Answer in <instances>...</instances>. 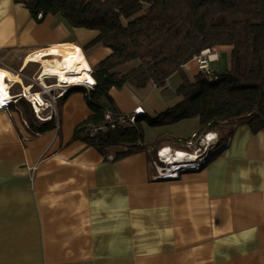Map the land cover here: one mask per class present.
Masks as SVG:
<instances>
[{
	"label": "crops",
	"instance_id": "1",
	"mask_svg": "<svg viewBox=\"0 0 264 264\" xmlns=\"http://www.w3.org/2000/svg\"><path fill=\"white\" fill-rule=\"evenodd\" d=\"M97 35L0 0V67L22 78L11 94L38 83L43 62L28 57L59 44L80 46L93 68L111 53L84 50ZM232 49L215 47L216 73L230 69L231 57L229 67L221 60ZM193 65H184L192 78ZM181 83L175 73L164 90L150 82L110 94L123 114L141 106L157 116L182 100ZM82 86L56 99V126L43 133L30 130L19 102L0 110V264H264V130L239 126L201 170L158 180L145 151L114 160L124 147L103 154L73 139L92 113Z\"/></svg>",
	"mask_w": 264,
	"mask_h": 264
},
{
	"label": "trees",
	"instance_id": "2",
	"mask_svg": "<svg viewBox=\"0 0 264 264\" xmlns=\"http://www.w3.org/2000/svg\"><path fill=\"white\" fill-rule=\"evenodd\" d=\"M17 1L36 18L39 13L60 15L74 28L96 30L98 35L84 50L96 45L111 49L92 68L94 87L79 88L92 113L75 127L74 140L103 154L113 147H124L115 153L114 160L145 151L153 163L159 147L181 148L183 144L172 137L145 144L144 121L149 126H164L198 117L200 129L195 136L216 130L222 134L220 144L242 125L254 133L264 130V0ZM216 46L233 48L230 69L217 73V79L200 71L192 78L184 65ZM134 60L139 61L137 66L126 73L118 71ZM175 73L182 79L178 104L157 116L140 115L135 124L119 122L120 116L127 114L120 111L111 89L128 85L140 89L153 82L164 90ZM74 91L69 89L60 101ZM19 104L32 132L55 128L54 118L39 121L27 100L21 99ZM107 113L111 119H106ZM93 129L97 131L93 133Z\"/></svg>",
	"mask_w": 264,
	"mask_h": 264
},
{
	"label": "built area",
	"instance_id": "3",
	"mask_svg": "<svg viewBox=\"0 0 264 264\" xmlns=\"http://www.w3.org/2000/svg\"><path fill=\"white\" fill-rule=\"evenodd\" d=\"M38 19H42L43 18V14L39 13L37 16ZM215 54V47L213 48H209L206 49L204 51L201 52V54L195 56V60L197 61V65L199 68V71L202 72L203 74H206L208 76H211V78L217 79V73L213 70L211 63L216 59H213L212 57ZM93 72V71H92ZM91 72V74H92ZM51 86V85H49ZM73 85L70 84H63L62 87H59L61 89V92L57 95V97L54 98V96L52 97L53 101L50 99H46L45 96L48 94L52 93V89L53 87H42V89L40 91H38L39 94H41L44 102L43 104H41L35 97V95L31 96L30 98L25 97V89L23 88V90H21V92L16 93V94H11V98H9L8 100L4 101V96L0 97V110H7L10 107V103L14 104V103H18L19 100L21 99H25L27 100L34 111L35 116L40 120V121H47L49 118H52L53 116H58V109L56 106V99L62 97L68 90L70 87H72ZM82 87H84L87 90H91L94 85H83ZM11 88L8 89V93H11ZM34 91V90H33ZM10 92V93H9ZM9 101H12L9 103ZM36 101L40 104V108H38L36 106ZM9 103V105H8ZM51 108V113L48 116H43V111L50 109ZM145 114V109L143 107H137L132 113L127 114L126 116L122 115L120 116V120L119 122L122 124H128V123H132L135 124L137 121V117L140 115ZM106 119H111V115L110 113L106 114ZM116 125L112 124V128H115ZM93 133H95L97 131V129H93L92 130ZM193 136H195V134H193ZM206 140H212L214 138L213 133L208 132L205 135ZM227 146L226 144H218L216 146V148H214L212 151L204 154L203 156H199L196 155L197 158H193L195 157V154H192L190 152L187 151H183L180 152L178 150H175L173 148H171L170 146H166V147H162L161 149H159L158 151V159L160 161V164L157 163L156 161H154L155 164V169L157 170V172L154 174V178L158 179V180H169V179H177L179 178L183 173L188 172V171H199L201 170L206 164H208V162L218 153H220L222 150H224ZM178 153H183L185 154L184 156H182L181 158H184L185 160H187L185 165L188 166H184L181 168H174L173 166L168 167V164L166 162H164V157L167 154H178Z\"/></svg>",
	"mask_w": 264,
	"mask_h": 264
},
{
	"label": "bare ground",
	"instance_id": "4",
	"mask_svg": "<svg viewBox=\"0 0 264 264\" xmlns=\"http://www.w3.org/2000/svg\"><path fill=\"white\" fill-rule=\"evenodd\" d=\"M50 54V58L46 57L45 54ZM30 61H41L43 62V68L39 74L38 82L39 85L45 88L48 87H62L63 84L70 85H95L96 81L92 72V66L86 58L82 48L72 43L59 44L55 48L31 55L28 57L27 62ZM55 77L56 84L49 86L46 79ZM21 76L13 73L11 70L0 67V97L4 96V101L11 98V93H8V89L18 82H21ZM25 97L30 98L35 95L36 99L43 104L44 100L37 91L32 90V86L25 85ZM36 106L40 108V104L36 101ZM183 152V150H179ZM185 154H167L164 157V162L168 164V167L173 166L174 168H181L185 165L187 160L181 158ZM197 158L196 155H194Z\"/></svg>",
	"mask_w": 264,
	"mask_h": 264
},
{
	"label": "rangeland",
	"instance_id": "5",
	"mask_svg": "<svg viewBox=\"0 0 264 264\" xmlns=\"http://www.w3.org/2000/svg\"><path fill=\"white\" fill-rule=\"evenodd\" d=\"M230 57H231L230 54L224 53V56L222 57V60H221V64L224 65L225 60H228L227 61V67H229L230 66ZM9 58H11L12 60H16L17 62H20V59H19L20 54H18V53H13ZM193 61L196 62V66L193 65V75L195 76V74L198 73L199 68H198L197 61L195 60V58L193 59ZM138 62H139L138 60H134L133 63H131L129 65H126V64L122 65L121 67L118 68V71H120L121 74L126 73L129 70H131V68H133L134 65H137ZM211 66L215 72H217L215 67L217 69L220 68L219 62L213 63ZM54 83L56 84L55 78L49 79L48 85H53ZM33 85L36 86L33 88L34 91H40L42 89V87L39 85V82L33 83ZM15 90H16V92H18V91L21 92V89L19 87L15 88ZM60 92H61V89L59 87H55L52 89V93L46 95L45 98L53 101L52 97L53 96H54V98L57 97V95ZM50 113H51V108L43 111V116L46 117ZM142 125L144 128V137H145L144 142H145V144L152 145L153 143L158 142L161 138L172 137L174 139L181 140L180 143H182L183 146L181 148H176V147H173L171 145H163L162 147L170 146L171 148H173L175 150L179 149V150L187 151V152H190L192 154L199 155V156H203L204 154H206V153L212 151L214 148H216V146L220 143V138L222 136L221 132H216V130H206L204 133L198 134L197 136H193L192 134L197 132L198 129L200 128V123H199L198 117L183 119L179 122L164 125V126H149L145 121L142 123ZM208 132L213 133L214 138L212 140H206L205 135ZM162 147H159L155 152L156 162L159 164H160V161L158 159L157 153H158L159 149H161ZM152 153L154 155V152H152ZM152 164L154 165V168H155L154 162ZM155 172H157L156 169H155Z\"/></svg>",
	"mask_w": 264,
	"mask_h": 264
},
{
	"label": "clouds",
	"instance_id": "6",
	"mask_svg": "<svg viewBox=\"0 0 264 264\" xmlns=\"http://www.w3.org/2000/svg\"><path fill=\"white\" fill-rule=\"evenodd\" d=\"M9 93H10V92H9ZM10 102H12V101H9V103H10ZM9 103H8V105H9ZM10 104H11V103H10Z\"/></svg>",
	"mask_w": 264,
	"mask_h": 264
}]
</instances>
